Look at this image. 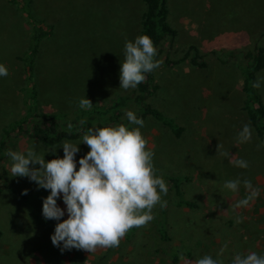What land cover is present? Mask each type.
<instances>
[{
  "label": "rangeland",
  "instance_id": "1",
  "mask_svg": "<svg viewBox=\"0 0 264 264\" xmlns=\"http://www.w3.org/2000/svg\"><path fill=\"white\" fill-rule=\"evenodd\" d=\"M167 5L177 37L169 58L165 52L159 59L158 90L149 102L183 132L176 137L151 119L144 121L141 132L154 152L156 174L176 180L184 199L196 207H178L167 182L168 194L162 197L167 207L157 205L154 220L135 235L127 233L118 248L62 253L50 238L58 221L42 215L43 199L50 191L26 177H11L12 162L6 156L8 188L0 193V264H194L205 255L231 264L236 253L264 255V151L257 149L260 140L252 126L251 142L236 144L238 131L250 123L244 111L245 54L264 47V0H167ZM25 9L50 30L33 67L37 101L32 100L23 60L34 30ZM145 11L142 0H0V64L9 73L0 77V141L31 106L57 115L67 130L84 121L81 110L98 111L129 98L133 89L119 88L124 45L141 35ZM192 47L206 67L192 65L196 54L190 52ZM258 77H264V71ZM259 93L264 99V81ZM83 97L92 101L91 110L79 107ZM68 142L80 143L81 138ZM219 144L221 151L249 166L230 164L217 153ZM11 145L14 151L34 147L45 153L46 161L64 155L60 144L53 153L47 151L52 147L28 136ZM78 147L77 169L79 159L90 150L83 143ZM237 178L260 190L246 207H234L249 194L243 183L236 193L223 189L225 181ZM25 189L28 193L22 195ZM57 204L65 209L62 222L68 218L66 206L62 198ZM163 228L167 240L160 235ZM224 245L227 248L218 257Z\"/></svg>",
  "mask_w": 264,
  "mask_h": 264
},
{
  "label": "clouds",
  "instance_id": "2",
  "mask_svg": "<svg viewBox=\"0 0 264 264\" xmlns=\"http://www.w3.org/2000/svg\"><path fill=\"white\" fill-rule=\"evenodd\" d=\"M157 49L150 36L138 35L134 40H126L124 59L120 67V89H136L146 81L147 74L158 69L162 61L156 59ZM8 69L0 64V77L8 76ZM264 77L252 82V87L259 89ZM81 109L91 110L93 103L85 97L79 100ZM125 116L131 125L89 127L81 137V142L90 149L79 161L77 169L76 154L78 145L64 141V155L46 161L44 154H39L34 147L26 151L8 149L6 155L11 160L8 171L11 177H26L35 182L38 188L49 190L43 199L42 215L45 220H56L54 233L51 235L53 246L64 251L72 249L94 253L97 249L118 248L121 240L132 228L147 226L154 220L153 209L159 205L167 207L168 186L162 176L156 174L153 164L154 152L147 147V140L141 132L144 120L131 110H125ZM85 121H80L83 125ZM71 125L69 129L71 130ZM252 140L251 125L244 124L236 136V144L249 143ZM58 146L47 151L55 153ZM264 147V141L257 149ZM217 153L229 159L235 167L247 168L248 162L235 158L229 152ZM39 165V167H37ZM243 183L248 196L234 205L246 207L259 195L251 181L239 178L227 180L223 189L233 193L239 191ZM25 189L22 195H27ZM62 198L66 206L67 219L61 221L65 209L58 206ZM241 218L237 217V223ZM227 245L217 253L223 256ZM194 264H224L222 259H213L209 255L197 259ZM231 264H264V255L257 252L236 253Z\"/></svg>",
  "mask_w": 264,
  "mask_h": 264
},
{
  "label": "trees",
  "instance_id": "3",
  "mask_svg": "<svg viewBox=\"0 0 264 264\" xmlns=\"http://www.w3.org/2000/svg\"><path fill=\"white\" fill-rule=\"evenodd\" d=\"M146 5V11L142 17V32L141 35H148L151 37L154 46L157 49L158 55L156 59H160L161 55L166 52L169 58L171 47L174 46V41L177 37V31L172 28L169 23V9L167 0H142ZM26 11V9H25ZM27 17L31 25H33V43L27 52L26 74L31 86V97L33 101H37L38 91L37 83L35 81L34 63L39 54L41 43L50 33V30H45L43 22L35 20L31 10L26 11ZM195 52V57L191 59L192 65L196 67H206V63L202 60L203 57L199 55L197 49L192 47L190 52ZM245 78L243 83V92L245 94L244 111L247 114L248 120L256 132L260 142L264 141V99L259 93V89L252 87V82L257 80L260 72L264 71V47L255 48L254 52L245 54ZM168 61V60H167ZM157 70V69H156ZM147 74L146 81L133 89L132 95L129 98L121 99L112 105L101 107L98 111H84L81 110V118L85 121L83 125L79 124L74 128L63 129L57 122V115L37 112L34 106L28 110L27 116L19 123L9 130L4 132V137L0 141V193L7 190V182L5 180L6 169L4 167V160L7 155L6 151L12 148L11 141L18 138L28 136L38 140L48 147H54L62 144L68 140H78L82 137L84 132L89 127H105L117 126L124 124L130 129L135 125L129 124L125 110L133 111L138 118L144 121L151 119L160 122L167 127L176 137H181L183 129L178 127L175 123L168 120L159 110H157L149 102L152 96L158 90L155 72ZM12 139V140H11ZM264 151V147H262ZM165 182L172 184L176 204L178 207L195 208L196 205L184 199V195L180 186L177 185L176 180L163 178ZM138 228L129 230V235H135ZM0 232V237H1ZM160 235L167 240L168 236L165 229L160 230Z\"/></svg>",
  "mask_w": 264,
  "mask_h": 264
}]
</instances>
